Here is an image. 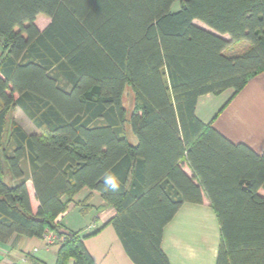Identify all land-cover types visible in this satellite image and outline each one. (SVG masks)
Returning a JSON list of instances; mask_svg holds the SVG:
<instances>
[{
  "label": "trees",
  "instance_id": "1",
  "mask_svg": "<svg viewBox=\"0 0 264 264\" xmlns=\"http://www.w3.org/2000/svg\"><path fill=\"white\" fill-rule=\"evenodd\" d=\"M175 1L0 0V241L50 230L65 238L55 264H96L86 236L61 222L87 187L115 208L110 224L135 264H170L165 226L206 193L217 264H264V154L196 114L201 96L238 93L264 71V0H180L173 11ZM39 14L50 18L43 31ZM238 42L247 47L229 54ZM16 107L38 132L13 119L7 133Z\"/></svg>",
  "mask_w": 264,
  "mask_h": 264
},
{
  "label": "crops",
  "instance_id": "2",
  "mask_svg": "<svg viewBox=\"0 0 264 264\" xmlns=\"http://www.w3.org/2000/svg\"><path fill=\"white\" fill-rule=\"evenodd\" d=\"M44 15L39 14L36 18L41 31L50 23V18ZM236 46L245 48L247 43H232L228 50ZM15 109L23 112L19 107ZM196 114L204 123L212 122L213 127L231 142L245 144L263 155L264 71L252 77L238 93L229 88L219 95L201 96ZM27 131L33 133L38 129ZM184 170L188 175H194L187 164ZM27 187L32 211L36 213L39 202L31 180ZM259 194L264 196L263 188ZM115 215V208L105 202L99 191L84 187L73 197L61 222L65 228L81 231L86 236L85 245L96 264H135L110 224ZM99 229L96 235H91ZM60 243L47 244L44 237L14 234L8 241H0V264H55ZM220 244V222L206 193L201 203H184L164 228L162 249L170 264H217ZM68 264H74V260L70 259Z\"/></svg>",
  "mask_w": 264,
  "mask_h": 264
},
{
  "label": "rangeland",
  "instance_id": "3",
  "mask_svg": "<svg viewBox=\"0 0 264 264\" xmlns=\"http://www.w3.org/2000/svg\"><path fill=\"white\" fill-rule=\"evenodd\" d=\"M180 0H176L172 9L173 11H177L180 8ZM45 16V15H44ZM197 24L202 25L205 28H208L207 26L203 25L202 23H200L199 21H196ZM209 29V28H208ZM247 43V42H246ZM248 44V43H247ZM242 48V46H236L234 48H232V50H228V53L231 54L235 51H240ZM3 57V45H2V40H0V58ZM123 103L126 106L127 110H128V116H130L132 109H133V103H134V94L132 89L127 86L126 90L124 92L123 95ZM15 109V108H14ZM12 110L11 113L9 114L8 117V123H7V133L9 131L10 128V121L11 120H17L22 126H24L27 130H33L35 129V126H33V124L31 123V121L25 116V114L23 112H20L18 109ZM127 129H129V133H128V137L130 138V140L135 143L136 142V138L134 136V134L131 132V129L129 127V125H127Z\"/></svg>",
  "mask_w": 264,
  "mask_h": 264
},
{
  "label": "clouds",
  "instance_id": "4",
  "mask_svg": "<svg viewBox=\"0 0 264 264\" xmlns=\"http://www.w3.org/2000/svg\"><path fill=\"white\" fill-rule=\"evenodd\" d=\"M104 185L105 188L111 191H118L119 190V181L115 175H107L104 177Z\"/></svg>",
  "mask_w": 264,
  "mask_h": 264
},
{
  "label": "built area",
  "instance_id": "5",
  "mask_svg": "<svg viewBox=\"0 0 264 264\" xmlns=\"http://www.w3.org/2000/svg\"><path fill=\"white\" fill-rule=\"evenodd\" d=\"M45 238V241L47 244H53L55 243L56 241H63L65 238L64 237H59L58 234H56L55 232L53 231H47V233L45 234L44 236Z\"/></svg>",
  "mask_w": 264,
  "mask_h": 264
}]
</instances>
